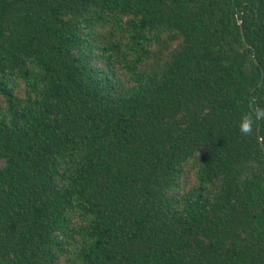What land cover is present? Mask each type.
<instances>
[{
    "label": "trees",
    "instance_id": "trees-1",
    "mask_svg": "<svg viewBox=\"0 0 264 264\" xmlns=\"http://www.w3.org/2000/svg\"><path fill=\"white\" fill-rule=\"evenodd\" d=\"M261 113L264 0H0V264H264Z\"/></svg>",
    "mask_w": 264,
    "mask_h": 264
},
{
    "label": "clouds",
    "instance_id": "clouds-1",
    "mask_svg": "<svg viewBox=\"0 0 264 264\" xmlns=\"http://www.w3.org/2000/svg\"><path fill=\"white\" fill-rule=\"evenodd\" d=\"M261 115H264V113H261ZM240 130L244 133H248L250 131V122L248 120H245L242 123Z\"/></svg>",
    "mask_w": 264,
    "mask_h": 264
}]
</instances>
